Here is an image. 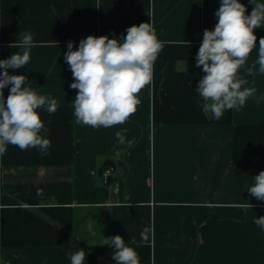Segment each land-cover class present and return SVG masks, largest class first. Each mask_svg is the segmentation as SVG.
Instances as JSON below:
<instances>
[{"label": "crops", "instance_id": "obj_1", "mask_svg": "<svg viewBox=\"0 0 264 264\" xmlns=\"http://www.w3.org/2000/svg\"><path fill=\"white\" fill-rule=\"evenodd\" d=\"M239 2L250 14V0ZM220 6L221 0H0V60L22 52L18 34L30 30L28 65L9 74L26 75V86L58 103L55 113L37 110L50 130L47 154L8 145L0 157V264H71L68 253L80 249L84 264H116L114 250L101 246L115 235L140 264H264V231L253 222L264 216V202L247 191L264 171V99L257 103L264 97L257 63L264 25L254 29L257 46L237 74L247 80L242 90L256 92L220 120L207 119L195 91L205 74L195 57ZM141 23H151L162 48L135 114L110 128L77 124L67 43L77 50L89 35L119 38ZM124 129L120 144L115 134ZM106 159L114 165L99 175Z\"/></svg>", "mask_w": 264, "mask_h": 264}, {"label": "clouds", "instance_id": "obj_2", "mask_svg": "<svg viewBox=\"0 0 264 264\" xmlns=\"http://www.w3.org/2000/svg\"><path fill=\"white\" fill-rule=\"evenodd\" d=\"M250 2L254 7L246 15V6L239 0H221V6L214 13L218 22L213 30H204L195 60L196 67L202 68L205 75L195 91L203 100L200 107L207 119L220 120L225 111L244 106L256 92L255 88L242 90L247 80L237 76L257 46L254 29L264 25V3ZM126 33L119 38L89 35L80 40L77 50H73V41L67 43L64 60L74 78L70 87L78 90L73 100L77 124L94 129L124 124L140 104L139 93L152 83L153 65L162 48L154 27L151 23H141L127 28ZM33 37L30 30L19 32L18 41L23 51L0 60V69H3L0 72V157L6 153L8 145L21 150L38 148L42 155L51 147L47 138L50 130L37 110L55 113L57 100L46 99L26 86V75H10L8 71L28 65L30 49L35 46ZM258 48L257 63L259 71L264 73V37L259 39ZM252 71V68L247 69L249 75ZM6 87L10 91L5 99ZM261 99L264 97L257 98V103ZM126 132L127 129L116 132L120 144H125ZM128 144L130 146L131 142ZM253 179L255 183L247 191L257 201L264 202V171ZM253 222L264 231V216L254 218ZM103 245L114 250L111 256L116 264H140L135 249L127 246L120 235L104 238ZM68 256L71 264H84L86 252L80 249L69 252Z\"/></svg>", "mask_w": 264, "mask_h": 264}, {"label": "water", "instance_id": "obj_3", "mask_svg": "<svg viewBox=\"0 0 264 264\" xmlns=\"http://www.w3.org/2000/svg\"><path fill=\"white\" fill-rule=\"evenodd\" d=\"M113 162L109 159H106L103 161V163L101 164V166L98 168V174L101 175L102 174V169L104 166H111L113 167Z\"/></svg>", "mask_w": 264, "mask_h": 264}, {"label": "built area", "instance_id": "obj_4", "mask_svg": "<svg viewBox=\"0 0 264 264\" xmlns=\"http://www.w3.org/2000/svg\"><path fill=\"white\" fill-rule=\"evenodd\" d=\"M1 264H10V262L7 260H4Z\"/></svg>", "mask_w": 264, "mask_h": 264}]
</instances>
